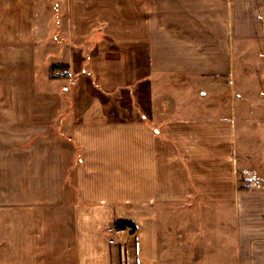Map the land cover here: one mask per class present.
Masks as SVG:
<instances>
[{"label":"crops","instance_id":"1","mask_svg":"<svg viewBox=\"0 0 264 264\" xmlns=\"http://www.w3.org/2000/svg\"><path fill=\"white\" fill-rule=\"evenodd\" d=\"M52 2L64 11L56 64L82 89L37 73L40 0H0V264H160L157 206L195 201L231 207L232 260L216 264H264V188H239L234 99L235 79L257 75L264 102V0ZM166 76L210 101L194 116L155 111ZM97 77L147 84L135 109L149 116L109 119ZM115 221L134 230L110 243Z\"/></svg>","mask_w":264,"mask_h":264},{"label":"rangeland","instance_id":"2","mask_svg":"<svg viewBox=\"0 0 264 264\" xmlns=\"http://www.w3.org/2000/svg\"><path fill=\"white\" fill-rule=\"evenodd\" d=\"M52 1L54 0H40L42 41L41 51H38L37 56V73L39 75L47 73L49 78L55 80L53 83L59 87L75 85V88L77 86L82 89L81 86L84 83L75 82L77 77L74 79L71 77L69 80L70 76H65L64 69L56 64L53 48L60 46L59 43L64 39V11L61 3L57 8ZM99 63L101 62L96 65L98 66ZM122 63L129 72L130 60L125 59ZM100 71L108 72L103 68ZM125 79L122 78V80ZM101 81H103L102 77H97L94 85L100 87L107 95L98 93L109 119H131L136 116L137 111L140 116L142 114L149 116V110L139 108V106H137L139 110L135 109L138 105L137 101L141 100V87L143 95L147 94L146 91L148 92L147 84L141 82L139 85L133 83L134 86L131 83L123 84L124 86H111L104 85ZM259 81L260 78L257 75L250 78L242 77V80L236 78L234 81L235 88L244 91L243 97H234L237 102L238 122L242 124L237 130L238 152L240 151L241 154L238 158L237 178L240 186L246 183L247 179L254 186L260 183L264 188V102L261 96L257 95L262 86ZM153 91L154 100L151 105L155 107V111L167 102L177 104L176 108L168 112L170 116H194L198 113L200 106L210 101L208 97H204V94L196 92L193 82L178 76H166L159 79ZM74 92L72 101H76L80 107L83 105L80 90L76 89ZM68 99L66 95H63L65 113H70L66 109ZM140 105H142L141 102ZM181 105L185 106L178 108ZM68 116H73V113ZM65 127V125H60L59 128L64 131ZM72 148L77 153L76 148ZM156 209L160 264H216L220 261L231 263L233 228L230 220V206L195 201L189 204H160Z\"/></svg>","mask_w":264,"mask_h":264},{"label":"built area","instance_id":"3","mask_svg":"<svg viewBox=\"0 0 264 264\" xmlns=\"http://www.w3.org/2000/svg\"><path fill=\"white\" fill-rule=\"evenodd\" d=\"M127 228L128 227H122V226L115 225L114 222L112 224H110L107 227V231L110 234L108 241L110 243H114L116 240V237L119 236L120 234H122Z\"/></svg>","mask_w":264,"mask_h":264},{"label":"trees","instance_id":"4","mask_svg":"<svg viewBox=\"0 0 264 264\" xmlns=\"http://www.w3.org/2000/svg\"><path fill=\"white\" fill-rule=\"evenodd\" d=\"M57 67V66H55ZM58 67H63V66H58ZM240 189L242 188H247V186H239ZM115 225L122 226V227H129V231L132 232L134 230V225L131 222L127 221H115Z\"/></svg>","mask_w":264,"mask_h":264}]
</instances>
